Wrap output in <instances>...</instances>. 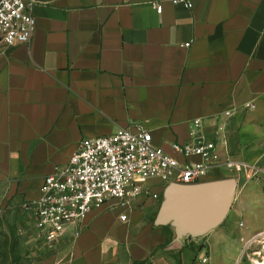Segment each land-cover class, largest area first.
Wrapping results in <instances>:
<instances>
[{"label": "crops", "instance_id": "1", "mask_svg": "<svg viewBox=\"0 0 264 264\" xmlns=\"http://www.w3.org/2000/svg\"><path fill=\"white\" fill-rule=\"evenodd\" d=\"M37 1L32 42L0 40V229L26 214L23 205L85 139L142 125L174 154L173 144L191 142L195 120L211 136L231 110L221 153L236 168L208 179L237 182L222 225L179 241L172 226L152 221L158 202L106 206L32 264L264 262V176L252 170L264 167V0H193L192 9L169 0Z\"/></svg>", "mask_w": 264, "mask_h": 264}, {"label": "built area", "instance_id": "2", "mask_svg": "<svg viewBox=\"0 0 264 264\" xmlns=\"http://www.w3.org/2000/svg\"><path fill=\"white\" fill-rule=\"evenodd\" d=\"M169 2L193 8V0ZM37 3V0H0V40L6 47L32 42L37 29L34 16ZM155 6L158 14H162L163 6ZM246 109L254 106L248 104ZM222 115L224 119L214 126L211 136L204 133L203 120H195L191 142L173 144L175 155L156 147L152 132L142 125L85 139L65 168L44 179L40 197L23 205L37 239L56 249L94 211L106 206L131 210L141 199L162 204L164 192L171 184H200L208 182L215 170L235 169V162L221 153L228 146V125L235 112L229 110ZM180 158L189 161L184 163ZM195 158L199 161H192ZM244 169L250 170L248 166ZM252 170L253 176H264V167ZM157 189L161 191L156 192ZM120 221L128 222V215H121ZM75 237H79V232Z\"/></svg>", "mask_w": 264, "mask_h": 264}, {"label": "water", "instance_id": "3", "mask_svg": "<svg viewBox=\"0 0 264 264\" xmlns=\"http://www.w3.org/2000/svg\"><path fill=\"white\" fill-rule=\"evenodd\" d=\"M233 178L195 185L171 184L154 220L156 226H172L177 240L205 236L224 223L236 194Z\"/></svg>", "mask_w": 264, "mask_h": 264}, {"label": "rangeland", "instance_id": "4", "mask_svg": "<svg viewBox=\"0 0 264 264\" xmlns=\"http://www.w3.org/2000/svg\"><path fill=\"white\" fill-rule=\"evenodd\" d=\"M152 217L155 219L156 215ZM31 222L27 214L20 213L0 229V264H32L35 259H47L54 254L55 248L37 239Z\"/></svg>", "mask_w": 264, "mask_h": 264}, {"label": "trees", "instance_id": "5", "mask_svg": "<svg viewBox=\"0 0 264 264\" xmlns=\"http://www.w3.org/2000/svg\"><path fill=\"white\" fill-rule=\"evenodd\" d=\"M152 221H154V219H152Z\"/></svg>", "mask_w": 264, "mask_h": 264}]
</instances>
